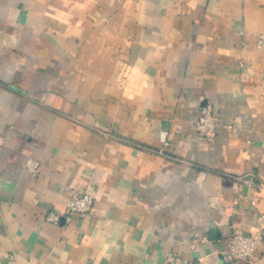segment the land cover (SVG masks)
<instances>
[{
    "label": "crops",
    "instance_id": "crops-1",
    "mask_svg": "<svg viewBox=\"0 0 264 264\" xmlns=\"http://www.w3.org/2000/svg\"><path fill=\"white\" fill-rule=\"evenodd\" d=\"M261 34L264 0H0V264H264L226 253L264 214Z\"/></svg>",
    "mask_w": 264,
    "mask_h": 264
},
{
    "label": "built area",
    "instance_id": "built-area-1",
    "mask_svg": "<svg viewBox=\"0 0 264 264\" xmlns=\"http://www.w3.org/2000/svg\"><path fill=\"white\" fill-rule=\"evenodd\" d=\"M257 45L260 48L264 47V34H261L258 37ZM218 126L219 123L216 119L213 106L207 105L203 107L201 116L196 122V129L198 133L201 136H207L213 133ZM26 165L27 169L33 174H37L41 171V163L34 158H29ZM95 208V198L91 193H76L65 203L64 212L55 210L47 216V220L49 222L58 224L62 217L71 219V217L76 214H93L95 212ZM259 221L261 227L257 232L245 233L238 229L226 239V253L232 261L248 262L258 254L259 250L264 254L263 213L259 215ZM189 264H202V259L197 258L191 261Z\"/></svg>",
    "mask_w": 264,
    "mask_h": 264
}]
</instances>
